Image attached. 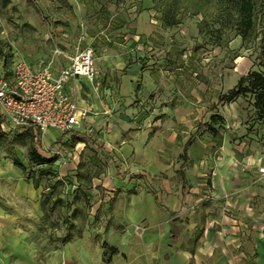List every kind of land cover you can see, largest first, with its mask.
I'll return each mask as SVG.
<instances>
[{"label": "rangeland", "instance_id": "374dc122", "mask_svg": "<svg viewBox=\"0 0 264 264\" xmlns=\"http://www.w3.org/2000/svg\"><path fill=\"white\" fill-rule=\"evenodd\" d=\"M252 5L241 39L230 0H0L1 74L19 58L83 45L97 69L82 95L91 119L82 133L0 132V264H166L179 251L191 253L186 264L212 263L204 242L221 222L206 220L255 211L234 187L233 206L209 193L214 176L238 186L264 133L252 94L218 100L247 71L264 70V0ZM31 147L51 161L31 163ZM34 181L36 199L41 190L61 199L44 219L18 187ZM250 235L241 260L264 264Z\"/></svg>", "mask_w": 264, "mask_h": 264}, {"label": "built area", "instance_id": "2783aa9c", "mask_svg": "<svg viewBox=\"0 0 264 264\" xmlns=\"http://www.w3.org/2000/svg\"><path fill=\"white\" fill-rule=\"evenodd\" d=\"M97 77L94 50L83 45L72 52L55 47L48 59L16 60L7 74L0 73V131L6 135L33 129L40 134L55 129L67 139L84 131L86 108L80 107L68 81ZM57 153L52 149L50 156ZM264 178V156L256 167Z\"/></svg>", "mask_w": 264, "mask_h": 264}, {"label": "crops", "instance_id": "0c3cea01", "mask_svg": "<svg viewBox=\"0 0 264 264\" xmlns=\"http://www.w3.org/2000/svg\"><path fill=\"white\" fill-rule=\"evenodd\" d=\"M60 48V47H58ZM26 59V57H23ZM28 58V57H27ZM39 58H29L30 61L33 63ZM89 82L85 80L82 77H77L75 79H72L67 82L65 85V91L74 90L76 97H77V103L80 107L86 108V103L82 95H85L84 89L87 87V84ZM87 116H85L83 124L84 126L87 124V121L91 119H86ZM118 123L122 122V119H115ZM133 122H125L126 128H131ZM204 124V123H201ZM198 127V125H197ZM118 130V129H117ZM147 134V131H141L140 135ZM257 141H259L260 145L257 147H254V155L253 158L248 157V160H250L248 165L250 166L247 170V174H245L241 181L238 182V186H231L227 183H219L216 177H212L210 182L211 187V198L215 197H224L225 203L229 206H233L232 201H230L229 197L227 195L230 192V189L234 187L233 190H239L240 197H246L247 199H251V201L254 202L255 211L251 208H247L245 212H241L240 215H236L238 211L232 209V213L234 212L236 217H238V220L235 221L233 218L235 215L233 214V217H229L227 215H221L216 217H210L211 221L206 220V225L210 224L212 225L214 220H217L221 222L219 228L220 233L212 232L211 230L208 231L209 236H211V240L205 238L204 242V252L211 257L212 263L211 264H254L253 262H246L245 260H241V257L244 256V253L246 252V241L244 240L245 234H251L250 236H258L256 240H253L254 246L256 250L254 251L257 254L263 253V246H264V236L262 231H264V178L259 177L256 172V167L262 162V157L264 156V133L262 135H258ZM257 144V143H256ZM184 148V158L181 156V152ZM180 152V157L182 159L186 158V151L185 146H183ZM252 179H255L254 181ZM24 182H21L18 187L25 190L26 194L32 197V199L35 201L34 207L37 210L36 212L40 213L41 218H46L48 215L45 216L43 210L40 206V197L37 200L36 199V193L34 187L31 184H26ZM43 192V190H41ZM41 196V193H40ZM156 196V195H155ZM153 200V196H152ZM154 202V201H153ZM155 203V202H154ZM156 204V203H155ZM158 205V204H156ZM160 205V203H159ZM163 209L169 213V210L165 207ZM250 210V211H249ZM254 212V213H249ZM251 214V215H249ZM242 215V217H240ZM248 218V219H247ZM251 225V230L248 229L247 225ZM173 235L174 239H171L170 236ZM208 236V235H207ZM263 236V237H262ZM164 239V238H163ZM166 240H170L171 242H175L177 240L176 236L173 233H169V236L166 237ZM204 239L202 238V241ZM220 247L222 250V253L216 251V248ZM220 253V254H219ZM219 254L220 256H217ZM191 255L190 252L187 251H179L171 260L166 264H186L188 262V257ZM197 253H193V256H196ZM192 256V255H191ZM238 257V258H237ZM237 258V259H236ZM209 260V259H208Z\"/></svg>", "mask_w": 264, "mask_h": 264}, {"label": "trees", "instance_id": "16d2710c", "mask_svg": "<svg viewBox=\"0 0 264 264\" xmlns=\"http://www.w3.org/2000/svg\"><path fill=\"white\" fill-rule=\"evenodd\" d=\"M235 7L237 14V19L235 21V26L237 28V34L241 39L244 38L246 33L251 29L253 25V13H252V0H230ZM260 51L264 56V31L260 34L259 37ZM249 92L253 95L252 107L255 109L256 113L259 116L264 115V70H249L245 75L240 76L233 87L228 89L226 92L219 95L218 100L222 102H230L237 95ZM1 120V118H0ZM205 124H199L197 129H200ZM1 132V131H0ZM3 133V132H2ZM4 134V133H3ZM19 133L13 134L12 136H18ZM181 156L184 158V148L181 152ZM52 157L46 158L38 153V151L31 147L28 151V160L36 165L44 164L51 161ZM57 181H49L46 188L54 187ZM34 187H37V182L32 183ZM153 201L159 205V201L155 195H153ZM61 199L59 196L54 195L50 191L41 192L40 196V206L43 210L45 216L48 215L49 211L52 209V206L55 204H60ZM166 210V209H165ZM70 234L66 233L62 237V241H67L70 238ZM174 236L171 235L170 238ZM111 253H114L116 249L114 247H109Z\"/></svg>", "mask_w": 264, "mask_h": 264}]
</instances>
